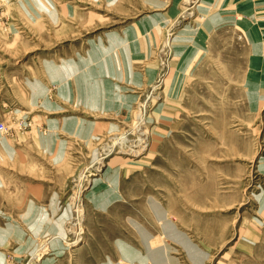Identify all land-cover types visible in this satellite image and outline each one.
<instances>
[{
	"label": "rangeland",
	"instance_id": "1",
	"mask_svg": "<svg viewBox=\"0 0 264 264\" xmlns=\"http://www.w3.org/2000/svg\"><path fill=\"white\" fill-rule=\"evenodd\" d=\"M0 9V264H264V0Z\"/></svg>",
	"mask_w": 264,
	"mask_h": 264
},
{
	"label": "crops",
	"instance_id": "2",
	"mask_svg": "<svg viewBox=\"0 0 264 264\" xmlns=\"http://www.w3.org/2000/svg\"><path fill=\"white\" fill-rule=\"evenodd\" d=\"M42 1L48 2V0H42ZM110 193H111V195H110ZM117 196H119V190L110 191V192H108L107 195L105 193H102L101 197H103V198H102V203L101 204L105 206V203L111 202V200H109L110 198L117 197ZM147 204L150 206V208L152 209L153 213H154V211H157V209L158 210H161L162 209L161 207H159L158 201H156L155 199H153L151 197H148L147 198ZM161 218H162V220H164L163 217H162V215H161ZM168 223L169 224L171 223V225L173 227V231H171V229H170L169 226H168V228H166V226H165L164 223H163V227H165L167 229V231H169V237H170V239H172L173 241H176V242L180 243L182 245V247L188 253L190 248L187 246V243H191L190 240H189V237L187 236V234L184 231H182V230L179 229L178 225L175 222H172L171 220H169ZM134 224H135V228L137 229V231L140 234V237L142 238V241H143L145 247L146 248L147 247H150L145 254L144 253H141L139 251V256L137 255L135 258L137 260H139L141 264H152V263L153 264H156L157 257H156V255H154V253L152 255L151 254V251L155 250V249H153L152 244L153 245L155 244V240H158V237L153 236L149 231H147L146 230V227H144V225H142V224H140L138 222H136ZM176 232L179 233V234H181L183 236L182 239L179 238V236L175 234ZM199 250H201V249H199ZM138 257H139V259H138ZM103 264H105V263H103Z\"/></svg>",
	"mask_w": 264,
	"mask_h": 264
},
{
	"label": "bare ground",
	"instance_id": "3",
	"mask_svg": "<svg viewBox=\"0 0 264 264\" xmlns=\"http://www.w3.org/2000/svg\"><path fill=\"white\" fill-rule=\"evenodd\" d=\"M183 13V12H182ZM185 14V13H184ZM188 14V13H187ZM181 17V16H180ZM179 21V20H178ZM127 33L129 34V35H131V32H129V31H127ZM180 33L181 32H179V35H180ZM108 36H111L112 38H113V36L110 34V35H108ZM171 36V35H170ZM202 37H205L204 35L202 36ZM170 38V37H169ZM201 39H203V38H201ZM188 43V42H187ZM174 44V43H173ZM166 46V45H165ZM170 48V47H169ZM260 59V57L259 56H255L254 58H253V63L255 64V65H257V66H259V64L258 63H256L258 60ZM261 61H262V59H261ZM160 213H161V210H160ZM167 225V224H166ZM171 231H172V229H171ZM191 247V246H190Z\"/></svg>",
	"mask_w": 264,
	"mask_h": 264
},
{
	"label": "built area",
	"instance_id": "4",
	"mask_svg": "<svg viewBox=\"0 0 264 264\" xmlns=\"http://www.w3.org/2000/svg\"><path fill=\"white\" fill-rule=\"evenodd\" d=\"M2 19H3V14H2V10L0 9V24H1ZM2 128H3V125L0 124V129Z\"/></svg>",
	"mask_w": 264,
	"mask_h": 264
}]
</instances>
